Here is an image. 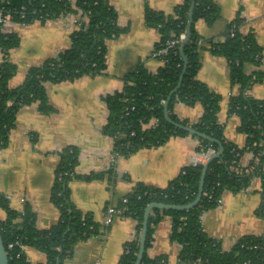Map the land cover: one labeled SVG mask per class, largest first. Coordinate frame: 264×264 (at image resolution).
<instances>
[{
  "label": "trees",
  "instance_id": "1",
  "mask_svg": "<svg viewBox=\"0 0 264 264\" xmlns=\"http://www.w3.org/2000/svg\"><path fill=\"white\" fill-rule=\"evenodd\" d=\"M192 0L178 3L172 13L146 9L144 16L148 25L157 27L160 38L154 49L166 45L172 35L187 30L189 10ZM0 10L11 15L13 21L30 23L35 20L45 22L60 18L68 13L82 12L87 15V23L76 28L71 34L68 48L42 63L32 65L24 80L17 86H9L16 72V64L10 60L9 51L20 44L15 32H4L0 23V48L3 60L0 63V148L7 144L14 126L18 110L26 104L38 102L42 112L53 107L48 102L46 82L76 80L84 75H99L107 68V41L119 36L125 29L117 22V11L108 0H0ZM220 7L213 0H196L190 37L184 47L187 66L180 88L171 95L168 110L173 120L194 127L197 131L211 136L218 142L193 135L187 130L174 126L166 120L164 103L179 82L185 62L180 49H170L162 54L165 62L157 72H151L144 65L133 67L124 76L121 90L105 96L109 108L103 131L114 138V152L129 155L141 147L156 146L171 136L191 135L200 144L198 150L216 151L223 145L219 158L209 163L200 201L193 207L183 209L154 208L148 221L145 251L140 264H168L165 254L154 258L148 254L153 234L163 214L173 218L170 240L180 244L179 260L199 264H264V234H246L238 238L229 249L222 241L210 236L202 225L201 215L215 208L225 190L238 192L245 189L255 176L264 177V100L249 94V88L264 82V53L253 33L239 31L241 19L231 21L226 28V41H205L197 29L200 19L214 24L221 16ZM233 32V34H232ZM207 48L215 55L224 56L230 65V80L238 93L231 96L229 112L240 116L239 130L246 134V145L239 147L224 136V124L220 121L221 94L212 91L205 82L197 78L201 68V50ZM252 65L253 70L248 71ZM184 102L189 105L200 103L201 116L195 122L181 119L174 113V104ZM250 151L253 160L248 167L239 162L244 152ZM78 162V150L65 148L61 153L56 180L51 198L60 210L59 221L47 229H38L35 212L26 204L23 211L9 206L8 199L0 194V206L6 210V217L0 220V230L9 253L19 252L18 245L8 248L16 241L25 246H34L43 251L46 261L38 264H62L70 257L74 244L90 236L102 233L101 224L89 213L82 212L70 199L69 181L77 177L74 167ZM202 163L184 166L181 172L165 187L138 184L133 191L120 198L117 205L125 207L124 216L136 219V231L132 240L125 243V250L118 264H134L139 250V234L144 220V211L153 201L170 204L192 202L199 190L203 170ZM62 173L59 176V173ZM97 174L83 177L91 178ZM264 190V181H263ZM264 217V202L257 209ZM31 264L25 251L19 258H10V264Z\"/></svg>",
  "mask_w": 264,
  "mask_h": 264
},
{
  "label": "crops",
  "instance_id": "2",
  "mask_svg": "<svg viewBox=\"0 0 264 264\" xmlns=\"http://www.w3.org/2000/svg\"><path fill=\"white\" fill-rule=\"evenodd\" d=\"M182 1L108 0L117 11L118 24L125 30L107 41L104 73L46 82V95L53 110L42 112L38 102L23 105L18 110L8 142L0 148V194L15 210L22 211L28 204L35 212L38 229L50 228L60 219V210L50 194L65 148L78 150V162L74 167L77 177L68 185L70 199L99 224L106 207L117 204L138 184L165 187L184 166L206 162L203 151L198 150L200 141L191 135L171 136L162 144L141 147L123 156L116 155L114 138L103 131L109 116L105 96L123 88L124 76L133 67L144 65L155 73L163 65V61L152 54L160 32L147 24L144 17L147 7L172 13ZM213 1L219 5L221 16L212 25L204 19L198 20L197 29L203 39L225 42L228 24L239 17L244 19L239 31L253 33L264 53V0ZM74 29L65 17L8 24L4 31L15 32L20 37V44L9 51V58L17 67L9 86L19 85L32 65L68 48ZM200 54L201 68L197 78L222 96L218 116L224 124V136L244 147L247 140L246 134L239 130L240 116L229 112L231 96L238 93L237 87L231 84L230 65L224 56L215 55L207 48ZM2 60L0 48V63ZM253 68L249 65L247 69ZM248 90L253 97L264 100V82L253 84ZM173 110L177 117L195 122L203 106L198 102L189 105L179 101ZM252 160V152L246 151L239 165L248 167ZM93 173L97 175L83 177ZM263 181L264 177L258 175L243 190H225L219 204L200 216L203 229L222 241L223 248L229 249L246 234H264V217L257 213L264 202ZM5 217L6 210L0 206V220ZM113 219L104 241L99 236L78 241L62 264H92L97 258L101 264H118L125 243L135 236L137 222L132 216ZM172 223L171 215L163 214L155 228L149 256L165 254L168 264H196L179 260L181 246L170 240ZM24 251L31 264L46 261L45 253L34 246H26Z\"/></svg>",
  "mask_w": 264,
  "mask_h": 264
},
{
  "label": "water",
  "instance_id": "3",
  "mask_svg": "<svg viewBox=\"0 0 264 264\" xmlns=\"http://www.w3.org/2000/svg\"><path fill=\"white\" fill-rule=\"evenodd\" d=\"M195 3H196V0H192L191 7H190V10H189V22H188V27H187V30H186V37L184 38V40L182 41V43L180 45V52H181V55H182V57L184 59L185 65H184L183 71L181 73V76H180L178 84L171 91L170 95L168 96L167 100L164 103V114H165L166 120L171 122L174 126L183 128V129L187 130L188 132L192 133L193 135L195 134L196 136L201 137L203 139H207V140L213 141V142H218L217 140H215L211 136H208V135H206L204 133H201V132L197 131L194 127H192L190 125L182 124V123H180L178 121L173 120L171 117H169L170 116L169 110H168L169 100L171 98V95L173 93H175V91H177L180 88V86L182 84V81H183V78H184L185 71H186L187 58H186V55H185V52H184V47H185V45H186V43H187V41H188V39L190 37L191 27H192L193 20H194L193 15H194ZM222 151H223V145H222V143H220L219 150L216 151L214 154H212L206 160V162H204V164H203L204 167H203V170H202V176H201L200 184H199V190L197 191L198 194H197L196 198L192 202H189L187 204H170V203L153 201V202H151V203H149L147 205V207H146V209L144 211V220H143V224H142V229H141L140 234H139V250H138L137 258H136V261L134 262V264H140V262H141V260L143 258V254H144V251H145V245H146L147 232H148V221H149L148 217L150 216L151 211L154 208L180 209V210L183 209V210H186V209H189V208L193 207L194 205H196L200 201V199L202 197L203 188H204V180H205L206 172H207V170L209 168L208 165L213 159L219 158V156L221 155ZM4 246H5V244H4V241H3V238H2V235H1V230H0V264H10V260H9L7 249Z\"/></svg>",
  "mask_w": 264,
  "mask_h": 264
},
{
  "label": "built area",
  "instance_id": "4",
  "mask_svg": "<svg viewBox=\"0 0 264 264\" xmlns=\"http://www.w3.org/2000/svg\"><path fill=\"white\" fill-rule=\"evenodd\" d=\"M61 17H65V18L69 19L71 21V23L74 25L75 29L79 28L84 23H87V19H86L87 15H82L81 11H78L76 13H68L67 15H64ZM11 22H13L11 15L8 12L5 13L3 10H0V23L2 25L3 31L8 26V24H10ZM241 22H244L243 18H241ZM232 34H233V32H232ZM185 37H186L185 31H182L178 35H172L171 38H169L166 41L165 46H163L160 49H154L152 54L156 57H159L163 61V64H164L165 60H164V58L161 57V55L167 53L170 49L174 50V52H177L180 49V45H181V43ZM215 152H216L215 149L210 148L207 152H203L202 154L205 156V158L207 160ZM116 155H118V154H116ZM58 175L61 176L62 173L60 172ZM127 201H128V197L123 196L122 202L126 203ZM124 210H125V207L119 206L117 204H109L106 207V209L104 211V216H103L102 222H101L102 233L98 235L100 238L103 239V241L106 238L107 229L113 223V220H114L113 218L123 215ZM14 245H18V247L20 248L19 249L20 251L17 252L15 255L12 254L11 256H9V253H8L9 260H10V258H12V259L13 258H19L21 256V253L26 248L25 244L18 242V241H16V243L10 242L8 244V248L13 249ZM15 264H20V263H15ZM92 264H101V260L99 258H97L92 262Z\"/></svg>",
  "mask_w": 264,
  "mask_h": 264
}]
</instances>
